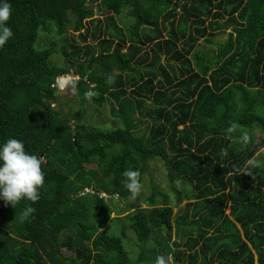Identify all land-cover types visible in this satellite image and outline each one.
I'll return each instance as SVG.
<instances>
[{
  "label": "trees",
  "instance_id": "trees-1",
  "mask_svg": "<svg viewBox=\"0 0 264 264\" xmlns=\"http://www.w3.org/2000/svg\"><path fill=\"white\" fill-rule=\"evenodd\" d=\"M9 2L14 35L0 48V143L15 137L42 154L45 182L35 203L0 199V264H155L160 256L180 264H264V167H249L264 163V137L252 135L264 134V0ZM95 12L105 23L90 31L85 23L93 24ZM121 15L125 29L115 19ZM48 27L76 33L70 50L56 41L35 48ZM228 27L222 43L207 37ZM200 39L214 47L209 56L195 52ZM57 53L62 65L51 63ZM70 70L80 76L71 80L80 106L122 98L121 111H111L121 125L76 122L80 110H65L55 88ZM157 159L168 180L186 187L181 213L173 218L167 196L151 185L147 206L130 203L136 209L120 218L112 200L141 198L124 173L138 171L142 185ZM172 191L179 204L182 193ZM29 205L35 212L22 221ZM173 230L183 241L175 248Z\"/></svg>",
  "mask_w": 264,
  "mask_h": 264
},
{
  "label": "rangeland",
  "instance_id": "rangeland-1",
  "mask_svg": "<svg viewBox=\"0 0 264 264\" xmlns=\"http://www.w3.org/2000/svg\"><path fill=\"white\" fill-rule=\"evenodd\" d=\"M88 6H91L95 11L98 8L96 4H87ZM124 15V14H123ZM120 17H115L117 24L125 29L126 26L129 25V20L122 19V16ZM220 24L224 23V20H219ZM105 23L103 19V15L100 12H95L94 15V21L93 24H90L89 22L86 21L85 27L88 26L89 30L93 29L94 26H103ZM232 31L231 27L228 28H222V29H216V30H208L210 34H207V37H210L214 42H224L227 39L228 34ZM83 34L86 33L84 30H82ZM164 33V32H163ZM75 32H72L71 28L67 29V32L64 35H58L56 34V31L52 27H48L47 30H41L39 32V36L34 44L35 48L41 49L45 48L51 41H56L57 42V48L58 47H65L67 50H70V46L68 43L70 42V38L72 35H75ZM92 37H88L87 41L91 43L92 41L90 40ZM95 43V42H92ZM195 52L198 53L201 56H205L209 54H212L214 52V47L212 45L206 44L200 39L198 41V44L196 45ZM142 51H146L148 56H150V46H145ZM194 52V53H195ZM62 57L59 53L54 55L51 58V63L53 64H59L62 65ZM192 64L194 63V59L191 60ZM179 65L175 64V67L177 68ZM69 73H73V70H70ZM66 74V75H69ZM67 77V82L63 80L62 82L58 78L55 84V88L58 91L57 92V99L61 102L65 110L68 109H76L78 108L81 112V117L76 119V122H81L87 126H92V127H98V128H112V127H117L121 125L118 120L119 118L113 117L111 114L112 109H118L121 111V106L119 105V102L122 100V98H115L114 96L107 97L104 104L102 106H97L96 104L86 102L84 105L80 106L78 104V99L76 97V87L71 83L72 77L70 76H64ZM66 82V83H65ZM90 86H93L92 84ZM67 100H70L73 102V106L70 108V105L67 106ZM71 123H74V120L71 121ZM149 124L148 121H145V125H140L137 129L139 133H145L146 130V125ZM149 126V125H148ZM252 135L254 136L255 140H260L261 138L264 137V134L259 132L258 130H253ZM41 156V155H40ZM257 155L254 157L256 159ZM42 161H44V158L40 157ZM149 174L144 176L143 183L140 188V200L136 202L135 200L129 199L128 201L121 200L119 198H115L114 200L111 201V207L112 210H118V211H123V214H119V217H123L124 215L130 214L131 211L136 209L135 207L132 209H129L130 206L129 204L132 203L135 206L137 205L138 208H145L147 206V203L144 202V198L150 193V187L151 185L154 186V188L160 192L165 193L167 196V201L166 203L172 207V212H173V218L178 216L181 213V210L184 208L185 203L187 202L185 198V190L186 187L181 184L179 181L176 180H168L165 174L164 170V163L160 159L151 161L147 164ZM175 187L177 190H179L182 193V199L180 203H176V198H175V193L172 191V186ZM157 204L159 206L163 205V200L159 196L156 197ZM120 211V212H121ZM228 210H226V213ZM116 212H113L111 214V218L115 216ZM121 221L125 224L127 223V220L121 219ZM174 222V220L172 221ZM110 226L112 229L115 231V233H118V229L116 226H113V219L110 222ZM108 228V227H107ZM119 228V227H118ZM167 237H165L166 239ZM125 248L128 252V255L130 257H134L137 252L138 248L135 246V238L130 231H127V238L125 240ZM174 243H179L182 244L183 241L179 240L176 238L174 235V230L171 232V239H170V244L175 248ZM63 254L68 255V253L63 249ZM172 264H180V263H175L173 262Z\"/></svg>",
  "mask_w": 264,
  "mask_h": 264
},
{
  "label": "clouds",
  "instance_id": "clouds-1",
  "mask_svg": "<svg viewBox=\"0 0 264 264\" xmlns=\"http://www.w3.org/2000/svg\"><path fill=\"white\" fill-rule=\"evenodd\" d=\"M12 13L9 0H0V48H2L14 35L8 25ZM63 77V76H62ZM241 138L247 142L249 137L246 132L241 133ZM249 167H264L259 160L249 161ZM126 187L134 193L140 191V173L128 170L124 173ZM45 182L44 172L41 168V159L25 149L24 142L15 137L7 138L0 143V199L14 206L22 200L33 203L40 199L39 189ZM33 207L26 206L20 219L26 220L33 213ZM155 264H172L171 256L157 257Z\"/></svg>",
  "mask_w": 264,
  "mask_h": 264
},
{
  "label": "water",
  "instance_id": "water-1",
  "mask_svg": "<svg viewBox=\"0 0 264 264\" xmlns=\"http://www.w3.org/2000/svg\"><path fill=\"white\" fill-rule=\"evenodd\" d=\"M65 76H70V77H72V79L71 80H78L79 78H80V76L79 75H75L74 73H69V75H65ZM60 79V81L62 82L63 80H65L66 82H67V77H60L59 78ZM65 82V83H66ZM50 102V104L51 105H53L56 109H57V107L54 105V103L52 102V101H49ZM73 128H74V125L72 126ZM43 155L41 154V157H42ZM105 196H108V195H106L105 194Z\"/></svg>",
  "mask_w": 264,
  "mask_h": 264
}]
</instances>
